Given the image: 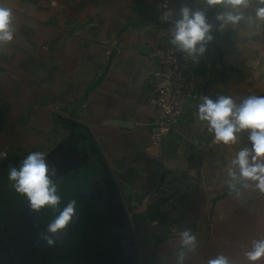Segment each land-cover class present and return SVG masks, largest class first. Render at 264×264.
Here are the masks:
<instances>
[{
    "label": "crops",
    "instance_id": "obj_1",
    "mask_svg": "<svg viewBox=\"0 0 264 264\" xmlns=\"http://www.w3.org/2000/svg\"><path fill=\"white\" fill-rule=\"evenodd\" d=\"M165 0H0L14 15L15 34L0 50V151L64 152L81 160L92 191H114L124 208L131 250L128 264H252L245 253L264 239V194L255 183L234 182L233 145L216 144L197 101L160 145L150 139L153 111L147 79L153 51L171 45L160 19ZM204 0H168L179 10ZM219 30L215 8L206 13L214 40L201 57L204 95L231 96L237 104L264 96V21ZM238 172V169H234ZM145 201H147L145 203ZM102 203L107 216V198ZM108 217V216H107ZM109 219V218H108ZM158 221V224H153ZM190 228L199 245L181 246ZM264 264V258L255 262Z\"/></svg>",
    "mask_w": 264,
    "mask_h": 264
},
{
    "label": "clouds",
    "instance_id": "obj_2",
    "mask_svg": "<svg viewBox=\"0 0 264 264\" xmlns=\"http://www.w3.org/2000/svg\"><path fill=\"white\" fill-rule=\"evenodd\" d=\"M252 3L253 0H204L203 7L195 10L182 3L177 13L165 0L160 19L170 25L167 31L169 43L176 51L198 63L207 51L208 43L214 40L211 34L213 25L209 23L204 7L226 9L218 11L216 15V20L220 22L219 30L223 31L227 25H237L244 20L245 10ZM256 3L260 6L256 7L254 17L248 15L247 19L264 21V0H256ZM15 31L12 9L0 3V50L13 41ZM201 101L197 105L195 120L197 123L206 122L207 131L213 135L214 143L233 145L237 143L239 134L248 133L250 147H242L231 161L234 168L229 170L232 178L228 181L230 189L235 187L234 182L247 187L248 182L252 181L256 182L255 188L264 194V96L249 95L239 104L227 95H220L215 100L209 95H202ZM7 158V151H0V161ZM234 169H238V172ZM58 175L59 170L49 163L42 151L30 152L17 165H8V180L29 208L36 213L49 208L54 213V217L47 223L46 232L37 233V243L44 241L49 247L55 246L54 237L64 233L78 213L77 199H70L60 207L62 197L55 179ZM158 223L153 221V224ZM180 238L182 247H187L191 252L197 250L199 241L192 229L182 230ZM245 255L252 264L264 258V239L253 241ZM184 259L181 253L179 264H183ZM208 264H230V261L219 255L210 259Z\"/></svg>",
    "mask_w": 264,
    "mask_h": 264
},
{
    "label": "rangeland",
    "instance_id": "obj_3",
    "mask_svg": "<svg viewBox=\"0 0 264 264\" xmlns=\"http://www.w3.org/2000/svg\"><path fill=\"white\" fill-rule=\"evenodd\" d=\"M7 153L8 158L0 161V264H128V235L125 239L118 234L102 203H96L108 198L109 193L92 191L94 180L86 170H77L82 163L70 149L46 156L59 170L55 179L62 197L60 207L77 199V216L64 233L54 237L55 246L37 243V233L46 232L54 213L49 208L33 212L15 192L8 180V165H17L28 153Z\"/></svg>",
    "mask_w": 264,
    "mask_h": 264
},
{
    "label": "built area",
    "instance_id": "obj_4",
    "mask_svg": "<svg viewBox=\"0 0 264 264\" xmlns=\"http://www.w3.org/2000/svg\"><path fill=\"white\" fill-rule=\"evenodd\" d=\"M214 9L204 7L206 13ZM153 57L155 67L147 79L148 104L153 111L150 139L160 145L205 94L208 78L201 70V58L194 63L173 45L157 46Z\"/></svg>",
    "mask_w": 264,
    "mask_h": 264
},
{
    "label": "water",
    "instance_id": "obj_5",
    "mask_svg": "<svg viewBox=\"0 0 264 264\" xmlns=\"http://www.w3.org/2000/svg\"><path fill=\"white\" fill-rule=\"evenodd\" d=\"M107 213L118 234H122V237L126 239L129 230V223L124 211V208L114 191L109 192L107 198ZM130 240V248H131Z\"/></svg>",
    "mask_w": 264,
    "mask_h": 264
},
{
    "label": "trees",
    "instance_id": "obj_6",
    "mask_svg": "<svg viewBox=\"0 0 264 264\" xmlns=\"http://www.w3.org/2000/svg\"><path fill=\"white\" fill-rule=\"evenodd\" d=\"M77 198H78V200H79V202H80V205H82V204H83V203L81 204V201H82V200H81L79 197H77ZM82 202H83V201H82Z\"/></svg>",
    "mask_w": 264,
    "mask_h": 264
}]
</instances>
